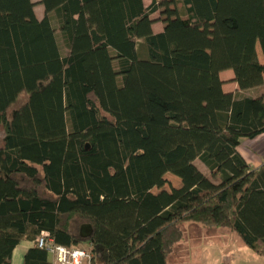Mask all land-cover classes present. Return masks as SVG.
<instances>
[{"label":"trees","instance_id":"16d2710c","mask_svg":"<svg viewBox=\"0 0 264 264\" xmlns=\"http://www.w3.org/2000/svg\"><path fill=\"white\" fill-rule=\"evenodd\" d=\"M40 4L0 0V264L42 231L92 264H169L185 223L264 254V162L239 151L264 133V0Z\"/></svg>","mask_w":264,"mask_h":264},{"label":"rangeland","instance_id":"374dc122","mask_svg":"<svg viewBox=\"0 0 264 264\" xmlns=\"http://www.w3.org/2000/svg\"><path fill=\"white\" fill-rule=\"evenodd\" d=\"M33 1L36 2L35 11L41 18L44 15V8L40 4V0ZM151 1L144 0L146 5H149ZM159 15L156 13L153 16L157 29L162 26L158 20ZM54 26L58 30L56 21H54ZM61 49L63 53H66L67 49L64 45ZM260 57L263 60L261 52ZM233 76L231 70L222 73L226 89H231ZM196 163L202 170L208 172L199 160ZM165 178L168 180L165 189L170 190L172 187L181 186V180L178 177L168 173ZM213 180L218 182V179ZM153 192H158V189H153ZM183 228L184 238L178 243L175 252L170 255L172 264H264V254L255 253L234 232L227 228L218 229L192 223H185ZM79 246L88 248L90 244L83 243Z\"/></svg>","mask_w":264,"mask_h":264},{"label":"crops","instance_id":"0c3cea01","mask_svg":"<svg viewBox=\"0 0 264 264\" xmlns=\"http://www.w3.org/2000/svg\"><path fill=\"white\" fill-rule=\"evenodd\" d=\"M153 28L155 32H160L163 30V24L161 28L157 29L154 23ZM224 89L229 92H235L239 90V87L238 84L233 81L231 89H226L225 84ZM251 92L254 93V90H252ZM239 151L243 154V156L246 158L247 162L250 164L251 167L259 168L260 165L264 162V133L254 139H245L242 145L239 147ZM34 246L35 240L23 239L13 250L11 264H24L25 253L29 248H32ZM48 258L51 262L53 261V257L50 254ZM168 262L169 264H172L170 262V257L168 259Z\"/></svg>","mask_w":264,"mask_h":264},{"label":"built area","instance_id":"2783aa9c","mask_svg":"<svg viewBox=\"0 0 264 264\" xmlns=\"http://www.w3.org/2000/svg\"><path fill=\"white\" fill-rule=\"evenodd\" d=\"M35 244L45 248L53 257V264H92V247H65L55 244L50 233L42 231L35 239Z\"/></svg>","mask_w":264,"mask_h":264},{"label":"water","instance_id":"95a60500","mask_svg":"<svg viewBox=\"0 0 264 264\" xmlns=\"http://www.w3.org/2000/svg\"><path fill=\"white\" fill-rule=\"evenodd\" d=\"M87 148H89V145H87ZM90 230H91L90 226L83 227V232H87V231H90Z\"/></svg>","mask_w":264,"mask_h":264}]
</instances>
